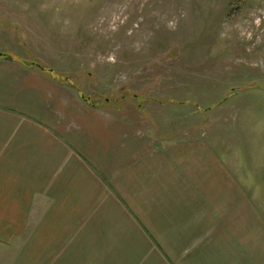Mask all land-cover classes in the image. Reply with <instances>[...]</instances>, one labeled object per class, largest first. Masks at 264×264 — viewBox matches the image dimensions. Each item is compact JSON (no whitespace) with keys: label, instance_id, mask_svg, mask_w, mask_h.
<instances>
[{"label":"crops","instance_id":"1","mask_svg":"<svg viewBox=\"0 0 264 264\" xmlns=\"http://www.w3.org/2000/svg\"><path fill=\"white\" fill-rule=\"evenodd\" d=\"M56 84L0 55V264H264L246 176L200 141L139 152Z\"/></svg>","mask_w":264,"mask_h":264},{"label":"rangeland","instance_id":"2","mask_svg":"<svg viewBox=\"0 0 264 264\" xmlns=\"http://www.w3.org/2000/svg\"><path fill=\"white\" fill-rule=\"evenodd\" d=\"M0 55L139 152L203 142L264 216V0H0Z\"/></svg>","mask_w":264,"mask_h":264},{"label":"trees","instance_id":"3","mask_svg":"<svg viewBox=\"0 0 264 264\" xmlns=\"http://www.w3.org/2000/svg\"><path fill=\"white\" fill-rule=\"evenodd\" d=\"M5 56H7V55H5ZM26 65H35L34 63H26ZM42 70H43V68H42Z\"/></svg>","mask_w":264,"mask_h":264}]
</instances>
